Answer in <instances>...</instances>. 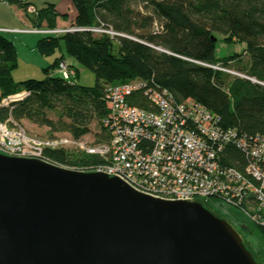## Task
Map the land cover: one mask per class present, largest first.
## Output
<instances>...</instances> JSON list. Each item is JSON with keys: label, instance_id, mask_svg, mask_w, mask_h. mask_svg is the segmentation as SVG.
<instances>
[{"label": "trees", "instance_id": "1", "mask_svg": "<svg viewBox=\"0 0 264 264\" xmlns=\"http://www.w3.org/2000/svg\"><path fill=\"white\" fill-rule=\"evenodd\" d=\"M20 8L30 23L41 27L44 20L56 27L59 16L55 3L37 8L28 0H0ZM81 31L60 35L43 34L36 45L46 57L59 55L46 77L17 82L18 68L15 44L0 32V98L22 91L30 94L10 108H0V120L10 114L21 122L28 120L47 126L53 132H67L76 138L91 133L94 121L100 123L95 143L109 141L103 120L108 114L105 89L128 81H142L149 86L169 90L179 100L191 99L220 117L224 128L239 133L264 135V85L242 77H231L211 65L235 61L240 71L264 83V0H72ZM34 6L37 13H29ZM66 18V15H62ZM103 27L119 35L95 33ZM235 42L244 46L248 63L240 53L216 56L217 42ZM74 60L75 63L72 61ZM71 63L76 71L72 82L56 72L61 62ZM91 70L95 87L78 84V67ZM241 65V66H240ZM130 104L144 106L141 93L128 99ZM60 107V108H59ZM60 109L57 120L50 112ZM227 164L240 165L244 154L227 148ZM78 151H50L53 163L89 170L102 163L99 155ZM80 153V152H79ZM235 211V215H236ZM234 226L243 236L260 264H264V228L244 221ZM258 238L255 250L247 239Z\"/></svg>", "mask_w": 264, "mask_h": 264}, {"label": "water", "instance_id": "2", "mask_svg": "<svg viewBox=\"0 0 264 264\" xmlns=\"http://www.w3.org/2000/svg\"><path fill=\"white\" fill-rule=\"evenodd\" d=\"M0 264L260 262L211 201L0 151Z\"/></svg>", "mask_w": 264, "mask_h": 264}, {"label": "built area", "instance_id": "3", "mask_svg": "<svg viewBox=\"0 0 264 264\" xmlns=\"http://www.w3.org/2000/svg\"><path fill=\"white\" fill-rule=\"evenodd\" d=\"M28 11L37 13L34 6ZM44 28L33 31L60 35L83 30L75 19L65 26ZM91 30L119 35L103 27ZM216 66L230 72L221 64ZM56 72L70 82L77 74L65 61ZM139 93L146 99L145 105L130 104L128 99ZM29 94L22 91L0 99V108H10ZM105 97L108 114L103 125L109 141L90 143L86 136L76 138L67 132L32 137L10 114L0 120V151L48 162H53L47 154L50 151L99 155L102 163L89 170L119 176L136 190L155 197L219 202L235 209L244 221L264 228V135L224 128L220 117L203 105L179 100L169 90L142 81L109 85ZM228 147L242 151V164L226 163Z\"/></svg>", "mask_w": 264, "mask_h": 264}, {"label": "rangeland", "instance_id": "4", "mask_svg": "<svg viewBox=\"0 0 264 264\" xmlns=\"http://www.w3.org/2000/svg\"><path fill=\"white\" fill-rule=\"evenodd\" d=\"M34 2H37L38 6H44V0H33ZM8 4V3H7ZM6 7V8H3ZM17 8V7H16ZM5 9H7L8 13H5ZM23 10L20 8H17L15 10H12L11 8H7V6H2L0 4V17L1 18H7L11 17V13L16 12V14L22 13ZM24 12V11H23ZM31 12H28V14ZM32 14V13H31ZM25 18L27 19L26 21V28L24 29L25 31H17L18 33L14 32H2L4 36H6L9 40H11L17 50L18 54V68L14 72L13 76L17 82L26 80V79H38L41 80L46 77L44 69L50 67V65L54 62L55 56L54 57H46L44 55H41L37 48V42L38 40L43 37V34L40 33H34L33 30L37 28H44L45 25H48V22L46 20L43 21L41 27L34 26L32 23H30L28 16H26L24 12ZM67 18V17H66ZM11 24L7 23L9 20H4L0 21V26H22L23 24L18 23L16 18H12ZM69 20V19H68ZM67 24H69L70 21H66ZM49 26V25H48ZM57 26V25H56ZM51 28V27H50ZM55 28V27H54ZM37 32V31H36ZM229 46V47H228ZM230 53H240L242 56V65L248 63V55L244 53V46L240 43L235 42L234 44L228 45L227 43H224L221 41V39L218 40L217 42V48H216V56L217 57H224ZM224 62H218L217 64L211 65L214 69L217 68L216 65L221 64L224 69L229 70L230 72H226V74L230 75L231 77H242V78H247L250 79L252 82L255 83H262L263 82L255 79L248 77L245 75L242 71L239 70L238 68V62L236 63L235 61L228 63V65H223ZM42 64V65H41ZM44 64V65H43ZM42 66V67H41ZM77 66V64H75ZM241 66V65H240ZM78 76H77V81L78 84L81 86L85 87H95L97 84V78L95 74L91 71L88 70L81 65H78ZM42 68V69H41ZM218 70V69H216ZM134 81V80H132ZM1 99V98H0ZM60 108V107H59ZM56 108L58 110H54V112H50V117L53 118L54 120H57L60 114V109ZM21 127L32 137H45L48 135H53L55 133H61V132H53L51 128L47 126H40L37 124H34L28 120H23L19 122ZM100 132V123L97 121H94L91 125V133H89L86 138L87 140L91 143L94 142L96 137L95 134ZM75 154H81V152H75ZM82 155V154H81ZM213 207L215 210L220 212L223 216H225L234 226H238L237 222L238 219L235 215V209L221 203H214L212 202ZM237 221V222H236ZM251 243L253 248L256 250L258 246V238L253 237L250 235L247 238Z\"/></svg>", "mask_w": 264, "mask_h": 264}, {"label": "crops", "instance_id": "5", "mask_svg": "<svg viewBox=\"0 0 264 264\" xmlns=\"http://www.w3.org/2000/svg\"><path fill=\"white\" fill-rule=\"evenodd\" d=\"M28 1L31 2V3H33V5L35 7H37V8L44 7L49 2L55 3L56 10L59 13V16H57V18H56V23L59 26H65V25H67V22L66 21H70L71 22L77 16V10H76V8H75L72 0H44L45 5L44 6H40V7L38 6L37 2H34L33 0H28ZM0 4H2V6H7V8H11L12 10L17 9L16 7L11 6V5L7 4L6 2H0ZM3 8H6V7H3ZM5 13H8L7 9H5ZM11 14L12 15H11V17H9V19H7V18H4L3 19V18L0 17V21L1 20H4L5 22H7L6 20H9V22H7V23L11 24V22L13 20L12 18L15 17L16 20H17V22L18 23L20 22V24H23V25L22 26H11V25H8V26H0V29L5 30L6 32H14V33H15V31H16V33H18L17 31L20 32V31H25L26 29H28V28H26V24H25L26 21H27V19L25 18V15H24V12L23 11H22V13H19V14H16V12H13ZM62 15H66L67 18H63ZM230 54H232V53H230ZM230 54H228V55H230ZM54 56L56 58L59 55L58 54L57 55L55 54V55H53L51 57H54ZM72 61L75 63L74 60H72Z\"/></svg>", "mask_w": 264, "mask_h": 264}, {"label": "bare ground", "instance_id": "6", "mask_svg": "<svg viewBox=\"0 0 264 264\" xmlns=\"http://www.w3.org/2000/svg\"><path fill=\"white\" fill-rule=\"evenodd\" d=\"M4 30H0V32L2 33ZM5 32V31H4Z\"/></svg>", "mask_w": 264, "mask_h": 264}]
</instances>
